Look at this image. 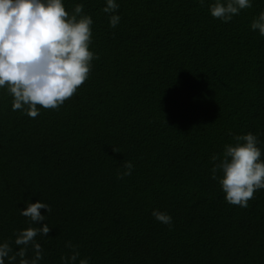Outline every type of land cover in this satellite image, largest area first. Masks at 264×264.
I'll return each mask as SVG.
<instances>
[{"label":"trees","instance_id":"trees-1","mask_svg":"<svg viewBox=\"0 0 264 264\" xmlns=\"http://www.w3.org/2000/svg\"><path fill=\"white\" fill-rule=\"evenodd\" d=\"M117 2L112 28L105 0H65L92 17L99 59L61 107L30 118L0 90V241L18 250L20 210L40 201L41 264L69 242L90 264H264V190L234 206L211 178L234 136L264 147V37L250 30L264 0L229 23L197 0ZM124 161L134 169L118 179Z\"/></svg>","mask_w":264,"mask_h":264},{"label":"clouds","instance_id":"clouds-1","mask_svg":"<svg viewBox=\"0 0 264 264\" xmlns=\"http://www.w3.org/2000/svg\"><path fill=\"white\" fill-rule=\"evenodd\" d=\"M197 2L201 6L207 3L210 15L223 23L253 6V0ZM118 9L117 0H105L102 11L112 28L121 20ZM92 25L83 4H76L69 12L65 0H0V90L12 98L13 111L36 118L41 108L56 110L77 93L88 80L93 61L99 59L91 50ZM250 30L264 37V10L253 17ZM261 143L257 134L237 135L224 145L222 153L211 157V178L219 183L227 203L247 208L254 194L264 190ZM133 169L131 161H124L117 178L131 176ZM41 210L51 213V207L40 201L29 202L20 210L30 226L14 233L18 250L14 251L7 240L0 241V264H41L44 249L37 237H48L52 230ZM152 216L162 224H172L167 212L154 209ZM66 247L71 254L62 255L60 264H90L88 258H80L77 246L69 242Z\"/></svg>","mask_w":264,"mask_h":264}]
</instances>
